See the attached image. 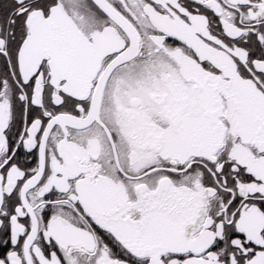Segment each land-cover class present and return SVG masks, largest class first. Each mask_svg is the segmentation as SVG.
Listing matches in <instances>:
<instances>
[{
    "label": "snow or ice",
    "instance_id": "obj_1",
    "mask_svg": "<svg viewBox=\"0 0 264 264\" xmlns=\"http://www.w3.org/2000/svg\"><path fill=\"white\" fill-rule=\"evenodd\" d=\"M0 264H264V0H0Z\"/></svg>",
    "mask_w": 264,
    "mask_h": 264
}]
</instances>
